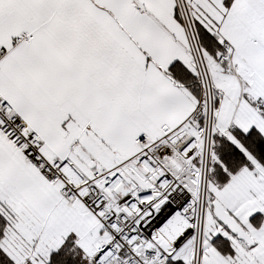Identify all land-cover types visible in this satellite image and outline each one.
Segmentation results:
<instances>
[{
  "label": "snow or ice",
  "instance_id": "snow-or-ice-1",
  "mask_svg": "<svg viewBox=\"0 0 264 264\" xmlns=\"http://www.w3.org/2000/svg\"><path fill=\"white\" fill-rule=\"evenodd\" d=\"M0 264H264V0H0Z\"/></svg>",
  "mask_w": 264,
  "mask_h": 264
}]
</instances>
